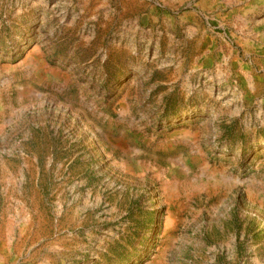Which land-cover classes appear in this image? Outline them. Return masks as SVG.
Listing matches in <instances>:
<instances>
[{
  "label": "rangeland",
  "instance_id": "obj_1",
  "mask_svg": "<svg viewBox=\"0 0 264 264\" xmlns=\"http://www.w3.org/2000/svg\"><path fill=\"white\" fill-rule=\"evenodd\" d=\"M0 264H264V0H0Z\"/></svg>",
  "mask_w": 264,
  "mask_h": 264
},
{
  "label": "bare ground",
  "instance_id": "obj_2",
  "mask_svg": "<svg viewBox=\"0 0 264 264\" xmlns=\"http://www.w3.org/2000/svg\"><path fill=\"white\" fill-rule=\"evenodd\" d=\"M119 144H121V143L119 142Z\"/></svg>",
  "mask_w": 264,
  "mask_h": 264
}]
</instances>
